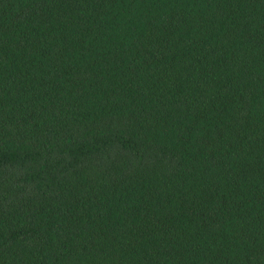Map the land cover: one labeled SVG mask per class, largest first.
<instances>
[{
    "label": "trees",
    "instance_id": "1",
    "mask_svg": "<svg viewBox=\"0 0 264 264\" xmlns=\"http://www.w3.org/2000/svg\"><path fill=\"white\" fill-rule=\"evenodd\" d=\"M0 264H264V0H0Z\"/></svg>",
    "mask_w": 264,
    "mask_h": 264
}]
</instances>
